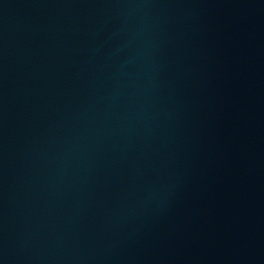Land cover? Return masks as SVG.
Here are the masks:
<instances>
[{
  "label": "water",
  "instance_id": "water-1",
  "mask_svg": "<svg viewBox=\"0 0 264 264\" xmlns=\"http://www.w3.org/2000/svg\"><path fill=\"white\" fill-rule=\"evenodd\" d=\"M0 264H264V0H0Z\"/></svg>",
  "mask_w": 264,
  "mask_h": 264
}]
</instances>
